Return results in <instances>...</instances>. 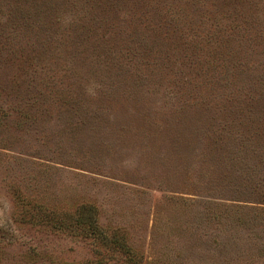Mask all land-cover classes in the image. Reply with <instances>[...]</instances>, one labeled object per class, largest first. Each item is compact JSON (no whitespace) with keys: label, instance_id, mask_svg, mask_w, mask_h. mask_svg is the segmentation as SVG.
Listing matches in <instances>:
<instances>
[{"label":"rangeland","instance_id":"rangeland-1","mask_svg":"<svg viewBox=\"0 0 264 264\" xmlns=\"http://www.w3.org/2000/svg\"><path fill=\"white\" fill-rule=\"evenodd\" d=\"M0 264H264V0H0Z\"/></svg>","mask_w":264,"mask_h":264}]
</instances>
